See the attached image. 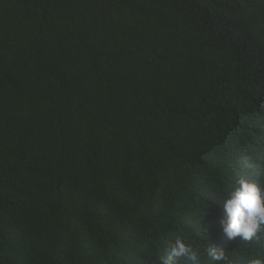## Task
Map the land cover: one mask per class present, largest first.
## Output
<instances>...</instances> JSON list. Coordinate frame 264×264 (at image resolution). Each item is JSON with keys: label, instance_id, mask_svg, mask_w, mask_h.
Segmentation results:
<instances>
[{"label": "trees", "instance_id": "obj_1", "mask_svg": "<svg viewBox=\"0 0 264 264\" xmlns=\"http://www.w3.org/2000/svg\"><path fill=\"white\" fill-rule=\"evenodd\" d=\"M264 188V0H0V264H213ZM179 264H193L181 258Z\"/></svg>", "mask_w": 264, "mask_h": 264}, {"label": "clouds", "instance_id": "obj_2", "mask_svg": "<svg viewBox=\"0 0 264 264\" xmlns=\"http://www.w3.org/2000/svg\"><path fill=\"white\" fill-rule=\"evenodd\" d=\"M225 210L227 219H222L220 224L228 240L240 238L249 244L254 240L259 241L260 234L264 232V188L242 176L238 186L227 193ZM167 250L166 256L159 257L161 264H179L181 258L193 264L200 260L199 251L181 238L169 241ZM207 255L213 264H234L222 248H209ZM246 264H264V257L250 258Z\"/></svg>", "mask_w": 264, "mask_h": 264}]
</instances>
